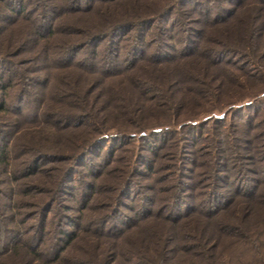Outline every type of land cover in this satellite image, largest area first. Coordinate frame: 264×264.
<instances>
[{
    "label": "trees",
    "instance_id": "obj_1",
    "mask_svg": "<svg viewBox=\"0 0 264 264\" xmlns=\"http://www.w3.org/2000/svg\"><path fill=\"white\" fill-rule=\"evenodd\" d=\"M39 1L11 6L18 22L4 31L16 61L2 58L9 68H0V113L10 109L5 95L15 83L24 100L37 81L27 73L42 69L47 79L30 129L11 144L0 138V200L8 201L0 202V264H264V150L256 149L263 134L250 119L222 123L226 113L264 106V0H49L59 10L53 16L42 4L26 12ZM173 12L161 32L151 29ZM156 82L179 100L160 102ZM210 120L213 154L196 151L194 183L166 187L163 205L126 202L130 177L145 175L136 166L113 176L87 169L82 176L92 181L69 192L82 202L68 214L66 183L107 140L145 143L177 127L196 141ZM104 175L121 182L103 207ZM122 206L128 214L117 216Z\"/></svg>",
    "mask_w": 264,
    "mask_h": 264
},
{
    "label": "rangeland",
    "instance_id": "obj_2",
    "mask_svg": "<svg viewBox=\"0 0 264 264\" xmlns=\"http://www.w3.org/2000/svg\"><path fill=\"white\" fill-rule=\"evenodd\" d=\"M6 1L8 4L6 3ZM185 1L190 2L192 0ZM200 1L204 3L205 6H209L207 2H204L202 0ZM218 2L219 1H217V4H220ZM57 3L60 4V1H58ZM82 3H85L84 0H82ZM35 4H42L40 7L41 9L38 10H41L43 15L47 14L51 17L53 16L51 14H53L54 11H59L58 9H54L56 5H53V3L49 0H41L39 1V3H30L26 12H30L34 15V10H37L38 7ZM228 4L229 3H222L221 6H228ZM11 6L14 7V10H17L18 0H0V68L1 66L2 68H4V66L9 68L6 63V65L2 63L4 62L2 61V58L7 57L14 62L16 61V58L14 59V57H9L11 55L9 52V54L5 52V50H8L5 46V43L8 40L6 37L8 36V34H6L7 32L4 33V31H6L8 27H12L14 22H18V13H15L14 11L11 12V10L9 9ZM60 7L61 5H59V8ZM173 13L167 14L162 19L158 20V22H155L151 26V29L157 30L168 26L170 22L173 21L172 19L176 17V13ZM159 32L161 31H158L156 33ZM10 36H12V33L10 34ZM103 43L107 44L106 42ZM103 43H101L99 46H101ZM42 54L43 53H41V55ZM41 55H37V58H40ZM41 64H43L42 61L39 66ZM145 69L147 71H150L148 68ZM44 72L45 71H42V69H40L35 73H27V75L29 76H35L37 81L32 82L31 85L27 81L28 85L26 87L28 93L24 94V100L23 98L21 100V96L23 95L21 89L19 90L18 83H15V85L8 90V94L5 95L6 103L8 104L10 109L6 113H0V138H3L6 143L11 144L15 141H18V133H24L32 126L30 121L36 118L41 103V94H43V91L45 90L44 88H46L44 82L47 77ZM141 72L143 71L141 70ZM158 74L159 72L157 71L150 73L152 77H155ZM160 78L161 76L156 79ZM154 88L155 90H158L157 94L160 97L162 96L163 98L161 100L159 97H157L160 99V102L170 103L172 101L179 100V98L177 97V93H171L170 88L167 87V84H164L163 82H156L154 84ZM176 97L178 99H175ZM19 105H24L22 117H20L19 114L15 112V110L18 109ZM260 108L261 106L259 105V108L257 107L256 109L245 108L240 112L226 113L224 115L222 123L224 127H230V124L236 123L237 121L250 119V122H253L255 126L254 131L257 132V134H263L262 136H259L257 138L258 144H256V149L264 150V106L261 109ZM257 111H260L259 114H256ZM5 124H7V127H2V125ZM215 124L216 120H210L207 122V124H205L203 129H199L196 134V136H198L199 138L196 141L186 138L185 133H183L182 129L177 127L170 130L167 135H165V133L150 135L147 137V141L145 143L144 141L139 139L107 140V142L102 145L104 149L99 152V154L97 153V149H94L93 151H91V153H88L86 155L84 161H82L83 164L76 167L72 176V180L66 183V189L68 193H65V196H63V202L70 206L69 208H71L68 211V214L74 216L77 213V207L82 202V198L80 196L72 197L71 193L69 192H75L74 189L77 188L78 190L79 187L82 189V191H85V185L92 181L90 177L82 176V172L87 169H92L95 172L104 171L105 169H111L110 171L113 176L114 174H116L118 169L122 172H127V170H131V167L136 166L138 170L145 175H135L133 177H130L131 187L124 197L126 202H128L132 198H135L136 200H139L140 198L141 201L144 202L145 206H152V208H155L154 206L161 204L163 205L169 197L168 192L164 190L166 187H170L171 190L174 189V185L178 180L182 182L180 185L181 188L190 187L194 183L193 178L196 175L195 172H198L200 170V167H197L196 165V151L200 152L201 150H203V152H209L213 154L214 145L216 144H214L213 140L217 138L216 131L214 130L216 128ZM234 127L235 124H233L232 128ZM16 134L17 137L15 138ZM218 138L220 139V135ZM18 147L19 151L17 152L18 157L16 160H18V158H22V155L20 156L19 152L20 154H22L23 152V147L21 145ZM151 148H154L152 149L153 153L151 151ZM110 151L112 153L111 155L109 153ZM199 158L204 159L206 158V155H202ZM11 162H14V160ZM148 163L152 165L153 170H155L154 173H150L145 168ZM174 170L179 172L180 176H176L175 178H173L172 172H174ZM127 177L129 176L127 175ZM3 178L4 177L0 175V189L5 188L2 185ZM114 179L112 177H106L105 175L98 177V180L101 183L99 189L102 193H99L97 198L98 201L103 204V207L113 201V188L117 187V185L121 182L119 181V179L116 180L115 177ZM98 180H96L97 186ZM109 188L111 189V191ZM156 193L159 198L153 203V205H150L147 198L152 200ZM0 202L1 204H5L4 207L8 203L7 199H5L4 197H1ZM108 208L109 207H107L105 210H107ZM29 210L30 209H24L25 212H29ZM89 212H93L92 216H94V218H97L99 216L100 210L96 209ZM125 214H128V210L122 206L120 207L116 215L122 216Z\"/></svg>",
    "mask_w": 264,
    "mask_h": 264
}]
</instances>
